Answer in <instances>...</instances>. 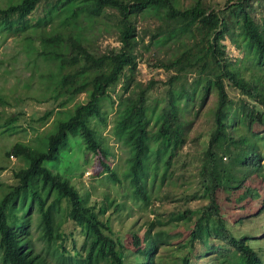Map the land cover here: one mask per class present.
Returning <instances> with one entry per match:
<instances>
[{
	"label": "trees",
	"instance_id": "trees-1",
	"mask_svg": "<svg viewBox=\"0 0 264 264\" xmlns=\"http://www.w3.org/2000/svg\"><path fill=\"white\" fill-rule=\"evenodd\" d=\"M99 32L114 35L119 46L99 50L92 39ZM9 37L25 42L27 55L44 63L38 84L46 100L57 104L31 127L65 114L62 109L81 95L85 100L57 121L45 148L19 142L6 152L24 167L14 172L15 185L5 189L0 184V264H158L157 258L164 257L160 248L169 245L175 248L159 260L164 264H264L253 237L235 235L229 222L237 213L264 212L262 155L251 140L252 135L264 142V0L223 5L205 0H20L0 7V38ZM226 40L241 49L243 58L229 55ZM141 47L156 50L147 64L168 74L165 82L143 85L126 77L128 69L137 67ZM123 78L126 92L119 97L115 122L118 139L130 150L128 182L134 200L151 205L156 184L167 183L170 189L161 200L204 204L175 206L169 212L155 208L144 233L131 230L121 239L111 218H104L114 202L90 204L68 177L47 164L59 162L72 140L79 139L103 166L100 174L118 181L111 152L92 123L107 124L103 104L108 98L115 103L110 90ZM159 83L165 88L162 105L152 96ZM213 94L217 100L208 110L213 126L197 187L184 190L180 200L170 190L175 179L189 185L188 176H176L188 141L189 113L182 104L194 106L193 115L199 117ZM0 104L15 106L12 116L0 114V125L15 130L26 116L27 101L0 96ZM63 204L66 218L76 226L70 233L58 220ZM115 206V213L122 210ZM34 209L45 256L35 251L31 239L28 217ZM51 256L56 263L48 260Z\"/></svg>",
	"mask_w": 264,
	"mask_h": 264
},
{
	"label": "rangeland",
	"instance_id": "rangeland-1",
	"mask_svg": "<svg viewBox=\"0 0 264 264\" xmlns=\"http://www.w3.org/2000/svg\"><path fill=\"white\" fill-rule=\"evenodd\" d=\"M20 0H0V7H7L12 3H18ZM182 2L189 4L192 0H181ZM212 4L223 5L227 0H205ZM153 24V23H151ZM93 41L97 44L99 50H105L106 47H118L119 43L116 41L115 36L112 34H106L99 32L92 37ZM224 44L227 47V52L234 59L243 58L244 53L241 49L237 48L230 40H226ZM156 51L154 48L146 49L141 47L137 52L139 59L137 60V67L128 69L126 71L129 79H135L138 82L147 85L151 80L165 82L169 75L162 70H154L149 68L147 61L151 54ZM163 55V54H160ZM34 56L27 55L25 50V42L22 40H16L13 37L6 39L0 38V96H7L8 101L11 97H24L27 101V106L24 108L26 112L25 118L19 122L18 127L15 130H6L0 125V184L7 186L15 185L16 180L14 178V172L24 167V162L18 160L16 157H6V152L16 143L23 142L32 147H38L40 149L45 148L46 137L56 129L57 121L63 119L67 113V110L72 111L76 103L84 102L85 95H81L74 102L62 109L65 114L55 113L44 126L35 125L31 127L29 123L33 120L41 118L46 112L57 107V104L53 101H47L44 97V87L38 84L39 74H41L45 68L44 63L38 59L34 61ZM32 84L31 88H27V83ZM126 85V79L123 78L121 82L110 90L115 103L112 105L110 99H106L104 102V111L107 118V124L104 125L100 121H93L94 127L99 131L102 136V141L105 146L110 150L111 156L109 161L116 173L117 182H114L108 175L100 172L104 169L103 166L97 161L94 156L89 155L84 147H82L80 141L72 140L71 150L66 155L60 158L58 162H50L47 167L55 173H62L68 177L73 184L81 191V193L88 197L90 204L101 205L105 200H111L114 204L109 207V210L105 214L106 218H111L113 230L117 237L125 238L128 231H140L144 233L148 228L150 222L153 220L155 214L153 210L155 208H163L164 212L173 210L175 206L190 207L195 209L204 204L201 200H194L190 203H186L180 199L181 193L184 190H195L198 183V170L201 164V154L205 149L206 143L209 140L211 128L213 126L212 119L208 115V110L213 108L217 97L216 95H210L205 107L202 110V115L195 117L193 115L194 106L183 103V107L187 109V118L189 124L186 128V137L188 139L185 146L182 148L179 156V161L176 166V176L182 174L188 176V184L183 185V180L173 183V191L182 201L176 199L172 202H165L160 199L165 191L170 188L166 183L160 187L159 183L153 189V196L151 205L146 206L140 201L134 200L129 185V158L130 150L125 144L117 137L116 129V112L119 108V97L123 96L126 92L124 89ZM164 87L159 85L154 89L152 96L159 100V105H162L164 99L162 94ZM237 98V96H236ZM198 107V106H197ZM15 106H2L0 104V114L13 115L16 112ZM15 112V113H14ZM6 118H3L5 120ZM3 123V122H2ZM251 140L256 142L260 148L262 155V164L264 169V142L260 139L254 138L251 135ZM187 170V172H185ZM160 173L162 171L160 170ZM3 187H0V199L3 195ZM53 197H51L52 199ZM122 207V210L116 212V206ZM258 207V206H257ZM182 208V209H183ZM256 208H253V211ZM158 210V209H157ZM161 211V212H163ZM240 212V211H239ZM260 212V211H259ZM259 212L255 215H241L237 213L234 219H230V225L233 232L237 236L253 237L254 241L252 245L259 251L260 256L264 261V212L258 216ZM66 204H63V215L58 220L65 222L63 229L66 233H70L76 228L74 223L66 218ZM31 221V239L35 241V251L42 252L47 250L46 245L40 241V228L39 214L34 209L29 213L28 220ZM242 219L243 223L239 224L235 221ZM79 243L80 238L76 235ZM172 244V243H171ZM68 249H72L71 242L67 244ZM175 248L174 245L163 246L159 250L160 256L157 258L158 264H164V261L160 259L168 256L167 251H172ZM50 262L56 263L55 257L48 259Z\"/></svg>",
	"mask_w": 264,
	"mask_h": 264
}]
</instances>
